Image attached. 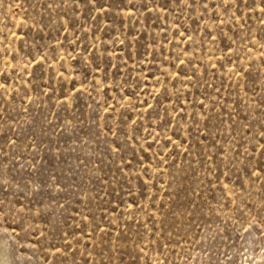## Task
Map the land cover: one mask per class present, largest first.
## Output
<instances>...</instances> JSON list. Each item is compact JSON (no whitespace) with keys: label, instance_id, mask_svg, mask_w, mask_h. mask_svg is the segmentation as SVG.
<instances>
[{"label":"rangeland","instance_id":"rangeland-1","mask_svg":"<svg viewBox=\"0 0 264 264\" xmlns=\"http://www.w3.org/2000/svg\"><path fill=\"white\" fill-rule=\"evenodd\" d=\"M0 264H264V0H0Z\"/></svg>","mask_w":264,"mask_h":264}]
</instances>
